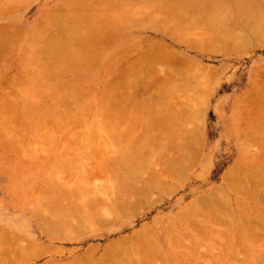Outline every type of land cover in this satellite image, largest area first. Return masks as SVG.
I'll return each instance as SVG.
<instances>
[{
	"label": "rangeland",
	"instance_id": "1",
	"mask_svg": "<svg viewBox=\"0 0 264 264\" xmlns=\"http://www.w3.org/2000/svg\"><path fill=\"white\" fill-rule=\"evenodd\" d=\"M60 1L61 3H63L62 0H0V3H2L1 5L2 8L7 9L6 6L11 7L10 9L7 10V12L9 11V13H5V14L0 13V16L6 15L5 18L0 19L1 24L8 22L11 24V26L18 27L20 29L18 30L19 32L17 31V29H13L16 30V32L13 31L14 34H11L10 40L13 41V45L9 49L10 60L8 59L9 61H4V60L0 61V116L4 115L3 113L5 111H7V113H9L8 111L11 112L12 109H14V112L16 111L14 117L12 113H11L12 115L8 114L9 116H11V118L12 117L14 118L12 123L13 124L12 126L14 128V131L12 130L13 133L11 132L10 128L8 129L9 131H7V128L10 126L8 121L11 118H9V116L7 115L9 119H7L6 117L7 120L6 125H3L4 124L3 121H5V117L3 121L0 120L1 123L0 134L3 132L0 137V242L2 240L3 241L12 240L13 242L11 243L9 241L10 243L8 245L6 244L7 243L6 242L5 244L8 247L7 246L5 247L12 248L9 250H12L13 252H15L16 249L20 248V245H24L27 247V245H25L27 240L29 241L31 240V242H35L36 245L40 243L39 247L41 246L40 247L41 251L37 250L39 256H37L38 254L36 253L32 254L34 253V249H31L33 252L31 253L30 251V253L32 254L31 256H33L34 258L31 257V259H23V261L25 260V262H23L24 264H45V263L48 264L49 262L51 264V261L53 262L52 264L55 263L75 264L77 263L76 261H78V264H83L81 259L80 260L77 259H79V257L83 255L87 250L93 251V253L89 251L92 257L90 256L91 258L89 260L87 261L85 260L89 264H117L111 262L107 263L108 261L105 263H101L100 260L103 262V258L105 257L104 252H106L105 251L106 248L107 251L114 250L113 252H115V250L117 248L119 250L120 247H121L120 250L124 248L123 249L124 255L122 256L123 258L121 256H117V257L122 258L124 264L125 263L127 264L128 262L129 264H136V263L137 264H142V263L143 264H186V263L188 264L190 260L192 261L191 258L194 259L196 258L195 259L196 261L195 260L192 262L190 261V264H194V263L195 264H254V260L253 259L248 260V257L254 254L255 252L258 253V251H260L262 247L260 248L258 246L255 248H248L247 250H245L246 248L244 246L246 245H243L242 243L240 245L235 244L238 241V239L235 236L239 238H241V236L236 234L235 236H233L231 234H228L227 232V235L228 236L231 235L232 237L228 238L225 237L224 235H222L223 236L222 237L221 234H224V232L226 234L227 228L225 226H229L228 219L227 217H224L223 218L225 219L224 221H221L219 223L215 222V224H213L214 221L213 222L210 221L211 218L210 210L213 211V214L215 213L214 211L216 210H214L215 208L213 209L212 207L213 206L215 207L214 204L216 203H211L212 202L210 201L211 199H208L209 198L208 193L212 189V187L217 186L219 189H221V194L223 193L225 197L228 198L230 202V206H232L231 200L233 199L243 197L244 198L243 200L245 201V198L246 199L249 198V193L252 192L249 189L251 188L253 190V186H254L251 185L252 187L249 188L248 187L249 184H253L254 181H257L260 178H264V160H263L264 140H262L264 139L262 138L264 137V109L263 112L261 109L252 111L253 113L256 112L258 113L253 115V116L256 115L258 116L260 121L257 119L258 120L257 122L255 121V118L253 116L252 117L254 119H252L251 116L247 114L248 111H250V110L247 111V109L251 105L249 104V101L248 104H247V100L244 99L236 101L237 98H239L240 96L242 97V93L244 90H246L249 86L254 88L256 84V86H258L259 89L257 88L256 93H254L255 96L257 95V97L254 96L253 98L256 99L259 97L256 100L261 101L260 105L261 104L264 105V92H262V90L264 89L263 86L264 81L262 80L264 79L263 78L264 70H262L264 69V44L262 43L264 42V37H263L264 35L260 34L262 32L261 29L264 30V28L261 27L260 29L259 28L260 26H258V29L261 31L258 37H257L258 33L257 34L255 33L256 34L255 36V34H253V31L251 33L250 30L252 29V27L257 25V23L260 25L261 21L264 19V16H262L264 13V7H262L261 5V7L263 8L261 10L262 11L261 15L260 14L255 15V16L260 15L261 17H263L261 18L262 20L260 22H257L258 18L260 17L255 18L254 12H251L255 6L250 3L254 7H251L250 9L249 8L246 9L245 8L246 2L245 4L243 2L241 6L242 7L241 11L243 13V10H246V12H244L241 15L238 14L237 16L236 13L238 12L234 13L233 16H229V17L227 16V18L231 17L229 19L231 22L233 17L232 24L236 26V27L234 26L235 29L232 28L229 29L231 26L227 27L228 26L227 25L226 27H222L221 23H220L221 27L217 25L219 23V22L217 23V20L220 19L221 16L224 14L218 16V14L215 15V13L214 14L211 13L212 15H210L209 18L215 16L214 18L215 20L217 19L216 17H220L215 21L216 25L215 23L210 22V24H208L207 27V25H204L202 23V20L203 22L206 21L207 15L209 16V14H206L207 13L206 9L209 10L210 7H212V4L211 6H209L208 4H204V5L201 4L207 3L208 0L205 1L185 0L184 3L177 2L176 0H174L173 3L172 2L167 3L168 7H165L166 4L160 3V2H164L165 0L164 1L163 0H121V1L115 0L111 4V5L115 4L114 6L115 9L113 10L111 8L112 11L110 10V8L109 10H107L108 5L110 6V2H109L110 0L109 1L107 0L108 2L107 7L105 5L106 0H101L104 3L99 2L100 6L99 5L96 6L95 4L96 1H94L95 8H92L93 10H91V7H93L94 5H90V3L93 4L92 2L87 0L88 2H90L89 3V5L91 6L90 7L88 6L87 1L83 0L85 3H87L86 4L87 8H85V5H83L85 3H83V1L81 0H78L87 10V13H88V7H90L89 14H91V18L89 17L90 15H88V17L83 15L82 17H86V19L83 18L84 21L82 19L83 22L80 21L81 23L76 18L80 17V13L82 11L81 9H83L84 12H86L85 9L76 8V10L74 9V11L76 12H72V10L71 11L69 10L71 8L70 6L72 3H70V6L68 5L65 6V4L68 3L60 4ZM78 1L76 0V2ZM169 1L172 0H168V2ZM58 4H60L59 7L63 5V7L65 6L66 8L63 11V7H61L62 13L65 12L66 15L67 14L71 15L70 13H72V15L74 14L73 18H75V15L77 14L79 15V17H77L76 15V18L74 20L73 18H69L72 15L67 16L68 20L69 21L71 20L69 22L66 19V21H68L67 23L66 21H64L66 17L65 13L63 15V18H62V14L61 17L58 16L61 13V11L59 12L58 10L59 7L58 8L56 7L58 6ZM170 4H174V5H170ZM189 4L190 5L192 4V6H195L196 4L197 9H201L200 7H198L200 5L204 7L201 10H195V11L193 10L192 13L189 11L188 14L190 17H188V20H186L187 18L184 16L185 14L183 12H186L189 9ZM248 4L249 3H247V6ZM118 5H120L121 8ZM233 5L234 4L230 3V6L228 8L230 7L233 8ZM77 6L78 4L75 7ZM53 7L54 10L52 11ZM261 7H259L258 9H261ZM96 8L98 12L95 11ZM55 9H57V11ZM71 9H73V7ZM172 9L174 13H172L173 15H170L171 13H169V10L172 11ZM48 10L50 11V13L56 11L55 13L57 14V17L56 16L53 17V14L55 13L49 14L48 12H46ZM78 10H80L79 11L80 13L77 12ZM175 11L177 13H175ZM200 11H203V13ZM179 12L184 15L183 16L180 15ZM47 13L53 18L48 17ZM190 13L192 14V16L193 15L195 16L194 20H193L194 16L192 17ZM84 14L87 15L86 13ZM244 14L245 16H248L253 20L255 18L256 19L255 21L257 23L251 20V22L253 21L254 25L251 23L253 26L250 27V24H247V21L249 19L246 21L245 18L244 20V16H243ZM41 15L45 16V20L42 19V17L44 16L41 17ZM103 15L106 18H104ZM239 15L241 17L240 21L241 20L244 21L239 22L238 20ZM166 16L169 17L173 16V19L178 18L180 20L182 17H184L182 19H184V21L187 22H180L178 21V19H176L177 21H175L176 22L175 24H178L179 27L177 25H174L173 27L172 24L174 23V20L169 19L168 17L166 20ZM40 17L41 20L43 21V24L45 22L44 28L42 26L43 24L41 25L42 21L39 20ZM59 17L60 19L62 18L61 19L62 22H60ZM46 18L48 21L46 20ZM189 18L192 19L190 20L193 23L191 21H190L191 23L188 22ZM196 18H198V20L201 21L197 22ZM72 20L75 21L77 25L72 23ZM168 20L170 21L173 20V21L171 23ZM211 20L214 21L213 18L209 19V21ZM97 21L99 23H97ZM86 22H88L87 26L89 27L90 25L91 28L90 27L85 28L86 33L83 30L84 28H82L81 31L83 33H81V31L77 29V26H80L81 24L80 27H86L85 26ZM231 22L229 23V25H231ZM244 22L247 25H249L247 26V28H244L246 27V24L245 26L243 24ZM60 23H62V26H60ZM207 23L209 22L206 21V24ZM38 24L42 26V29L40 28L41 26H39ZM52 24L55 26H53ZM64 24L65 27H63ZM69 24L71 25L74 24L73 25L75 27L74 31L75 32L80 31L78 33H81L78 36L75 35L77 34V32L75 33L73 31L72 34L75 33L73 36H75L76 39L74 37H73L74 39L71 37L78 44L77 49H79L80 51L75 49L78 52L72 50L73 49L72 46L74 45H72L71 43L73 41H69L71 40L70 35L68 36L69 39L67 35H65V33L68 34L69 32L67 30H70L68 26L73 27ZM211 24L214 25L212 26ZM56 25L60 28L56 27ZM52 26L56 27V29L53 28ZM171 26L173 27L172 29ZM209 26L212 27L209 28ZM47 27L48 29H46ZM50 27L53 28L54 31H51V29H49ZM256 27L257 26L254 27L255 28L254 30H256ZM57 28L59 32L58 34L54 35V33H57L58 31ZM223 28H226L227 30H229V32L234 30L235 33L237 34L236 35L234 33L235 36H238V34L240 33L237 39H239V37H242L244 39V37L241 36V33H243L242 31H244V34L246 36L245 38H247L248 36L252 40L251 44L250 43L248 45L245 44V46L246 45L248 46V47L246 46L247 48L243 46L239 47L241 46V44L246 43L247 41L245 42L244 39L243 43L240 44L239 42V44H237L238 42L236 41V39H233L236 37H233L234 35L231 33L228 34V31L227 32L224 31L223 33ZM71 29L73 30L74 28ZM239 29H241L242 31H240ZM43 30L45 31L44 34H43ZM71 31L69 32V34H71ZM50 34H53V36L57 38L56 41L58 40L60 41V38L63 39L62 36H64V39L62 40L63 42L62 43L60 42L61 45H57L59 48L60 46L63 47L64 45L65 48L67 49L66 47L68 44L67 41H69V43H71V45L69 44L70 45L69 48L72 49H70V51L69 50L67 51L66 49H64V47H63L64 50L61 47V50L63 51L57 49L55 47L56 46L55 41L53 40L55 37L52 38L51 37L52 35ZM225 34H228L226 35L227 37L225 36L227 39L229 38L228 37L229 35L230 36L232 35L230 37L231 40L233 42L234 41L237 42L236 44L234 43V45L235 46L239 45L236 46V49H234L235 47L233 48L234 45L232 44L233 43L232 41L221 40L223 39V35ZM252 34L253 36H251ZM212 35H215L217 37L216 39V37L214 36L215 40H219L216 41V43L221 46V49L216 48L217 50H215L214 45L216 44L215 42H213L214 43L213 44L211 41ZM260 36L261 38H259ZM45 38H47V41H45L46 40ZM226 38L225 40H227ZM48 39L49 40L51 39L50 41L52 40L54 41L53 48H52L53 45L52 46L50 45L51 42H49ZM257 39L258 40L261 39V43H258ZM59 41L56 43L60 44ZM65 41L67 44L65 43ZM230 42L231 45L233 46L230 47L229 45L228 47L227 45H225V44H230ZM102 43L104 44V46L102 45ZM207 44H211L212 46H214L213 47L214 51L207 50L205 48L207 47ZM44 45L47 50L46 49L44 50ZM101 45L103 48L102 52H100ZM224 45H225V49H224ZM81 46H84L83 50L80 49ZM229 48H231V52H229ZM40 49L43 50L44 53H42L43 51L41 52ZM151 49H153V51L155 50L154 52H156L157 56L159 55L158 57L159 61L153 62V64L151 61V54L154 52L150 51ZM39 51L41 55H39ZM144 53L146 55L149 53L147 55L150 57V58L148 57L149 61H144L146 57L143 56ZM140 56L141 57L143 56L144 58L141 59ZM33 57L34 58L37 57L38 59L39 57L40 59L42 58V62L40 59L39 60L36 59L34 61V63L36 64L41 62L39 63L40 66L42 65L41 67L39 66L36 67V65L34 64L31 65V61L34 60ZM166 58H167V62L165 63ZM177 58L180 59L183 58V59L179 60ZM54 61H57L58 64H56L57 62ZM60 61L61 63H59ZM139 62L142 63L141 65L144 64V66L138 64ZM170 62L172 64L173 63L176 64V62L178 63V65L181 64L179 65V67L177 66V69H179V71L176 74H174L176 71L170 72L172 74L168 72L169 66L171 65ZM75 63L76 65L79 64L78 66L79 69L81 68L82 69L75 70V68H78L75 67L76 66ZM146 63L149 65H147ZM80 64H81V68H80ZM130 65L136 67L135 69H137L138 67L139 68L138 71H140L141 69V71L138 72L139 74H137V70L135 71V69L134 71L136 73L132 72L131 74V71L133 70L129 69L132 68ZM136 65H140V66H136ZM149 66H151L152 69ZM27 68L32 71L33 76L31 74L29 75L26 74L27 73L26 71H28ZM33 68H35L37 71ZM159 68L161 69L159 70ZM180 69L182 70L180 71ZM31 71H28V73H31ZM43 71L45 74L48 73L51 76V77L49 76L50 80L47 82L49 84V89H53L51 94H54V91H56L58 96L65 95V91L64 90L61 91V89L57 87V83L61 81L67 83V84L62 83V85H64L63 87L64 88L66 87L68 91H72L73 98L75 97L74 99L78 100L79 102V105H77L79 110L77 111L78 108L75 106L76 104H78V102H76L74 107H76L77 109L75 108L76 110L69 117L71 121H68L66 125L67 127L66 126L63 127L64 130L70 127L68 130L63 131L62 129H59L58 127L60 120L59 118L57 120L55 119V121L58 122V125H56L54 121H49L55 116L52 117L51 119H48L47 122L45 121L47 120L48 117L44 121L45 116H47L45 114H43L45 115L44 117H41L42 115L39 116L36 114L37 117L29 116L30 118L28 117L26 118L25 116L23 117L24 119H22V116L24 115L23 113L21 116V113L24 112V111L21 112V107H23L22 103H24L25 101H27L28 103H34L35 100L33 95H36L35 93L34 94L28 93L31 95H27L23 91V89L27 88L30 84L36 82L37 80L43 79V74H44ZM122 71L123 72L126 71L124 76L122 75ZM165 71L168 72V74H170V76L168 75L169 77L165 75L166 74ZM259 73L260 74L262 73L263 77ZM161 74L165 76L167 80L165 79V77L163 78ZM44 76L47 77V75ZM254 78L257 79V82H253ZM260 78H262L261 79L262 81L260 80ZM39 87L43 88V86L40 85ZM70 95L72 96V94ZM104 95L106 97L105 101L109 98L108 101H106L107 106L104 104L103 106L101 104V98H102L101 96ZM101 106L103 107L102 112L105 113L104 116L102 115L101 112L102 110ZM74 107L72 108L74 109ZM105 107L107 108L104 109ZM22 110H24V108ZM244 111L247 112L245 113ZM43 112L47 113L46 111ZM7 113L5 112V114ZM74 114H78V117H74ZM175 114L176 116L174 118L173 115ZM171 116L174 119H172ZM79 117L81 119L79 120L83 122H81L82 124L80 123L78 125L77 122L79 120L77 118ZM74 118L76 120L73 121ZM249 118L252 119V121L249 120ZM103 121L105 122L107 121L106 124ZM256 122L257 125L255 124ZM7 123L9 124V126ZM252 123H254L256 126H254V124ZM101 124H103L102 125L103 128L101 127ZM80 125L82 126L80 127ZM12 126L10 127L12 128ZM87 126H89V128ZM95 127H97L98 129L96 130ZM49 129L50 132H48L47 134L45 130L49 131ZM94 129L95 131H97V133L98 131H100L99 129H101V133L103 130V133L104 134L106 133V135L102 133L103 136L98 135L99 136L98 137L96 135L97 133L96 134L94 133ZM170 129H172V131H170ZM5 130L7 132H5ZM60 130H62L64 134H62V131ZM166 130L170 131V134L168 131L167 133ZM89 131L91 132V134L94 133L93 137L91 136V138H93L92 141L95 142V139L96 140L98 139V144L97 141L96 143H91L92 141H86L88 140L87 138H89L88 137V135L90 134ZM51 132L53 136L51 135ZM164 132L167 133L169 136L166 135ZM161 133L164 134L166 137L164 138L163 135L162 138ZM247 133L252 138L247 136L248 135ZM250 133H252L253 135H251ZM115 134L117 135L119 134L121 137L118 135V138L121 139L116 140L117 136L116 138H113ZM193 134H195L194 138L196 139V141L194 138H192ZM34 135H36L35 136L36 138H34ZM48 135H51L52 137ZM85 136L87 138H85ZM159 136L161 137L159 138ZM31 137H33V139ZM49 137L50 140L46 142V140ZM245 137H248V139L250 138V140L247 139L246 141ZM23 138H27V139L22 140ZM99 138L105 139L107 144L105 141L101 139L99 140ZM122 138H124V140L126 138L127 141L126 142L124 141L122 143L121 142L123 141ZM186 138L187 139L192 138V140L194 139L193 141L190 139L192 142H195L193 143L195 145L191 144V146H195V147L198 146L196 148L193 147L194 150L195 149L197 150L195 152L193 150L194 154L192 157H190L191 159H193L192 161L189 158L187 159V157L186 159H183L184 157L181 158L182 160L179 157H175V155L176 156L180 155L178 154L179 152H176L177 148L179 147L178 145H176V143L177 144L182 143L183 141L186 140ZM113 139L114 141H112ZM242 139L244 141H242ZM100 141L102 143H100ZM116 141L121 142L123 151L121 150V146L119 142H117L118 148L120 147L119 149L117 148V146H114V144H112V142L116 143ZM103 142H105V144H103ZM161 142L163 144H161ZM171 142L172 143L176 142L174 145L176 148L171 146L172 145L170 144ZM96 147L97 150L99 149V152L94 151V149L96 150ZM103 147L105 149L104 151H101L103 150ZM135 147L139 149L138 150L133 149ZM246 147L247 149H245ZM155 148H157L158 150L162 148V151L161 150L158 151L157 149L154 150ZM118 150L120 152H118ZM121 152H123V154L119 155ZM256 152L257 153L261 152V154L259 155L258 153V156L255 157L254 155L256 154ZM135 153L139 154L137 155L138 157L136 156L137 158L135 157ZM150 154H152V156H150ZM161 154H163L165 158ZM167 154L169 156H167ZM171 155L174 156L175 158L172 157ZM148 157H151L153 159L152 164L150 163L151 158ZM162 157L163 160L161 159ZM254 157L256 159L255 160L256 162L254 161ZM158 158H160L162 161ZM171 158L173 160L174 159L176 160L173 161ZM136 160L138 161L136 162ZM140 160H142L140 163L141 166L137 164ZM177 161L178 163H176ZM180 161L183 163L186 162L187 163L183 164ZM253 161L255 163H253ZM115 162L116 163L118 162L117 165L119 164V162L121 163V166L119 164L120 168H118L119 166L115 165L116 164ZM112 163H114L116 167L113 166ZM157 163H159L160 165ZM247 163H249L248 166H250L251 168L247 167ZM170 164H172L173 169L171 168V166H169ZM237 164H239V166L238 168L235 167L236 170L234 169V171L236 172L239 171L240 173L241 170L239 168H243V170L245 169L242 176L244 178L243 180L246 181V182L244 181L245 182L244 186L248 188L247 189L244 187L245 189H247L246 192H243L244 188L241 189L240 193L238 192L241 196L237 195L238 193L236 192L239 187L235 191L236 193L232 192L234 190L231 191L232 188L231 187L229 188L228 186L229 184H227L228 179L226 178L227 181L223 179L224 173L229 172V170L233 169L232 167L237 166ZM251 164L252 166L254 165L253 166L255 167L254 169L251 166ZM256 164L258 165L257 166L258 169L256 168ZM123 165L126 166L123 167ZM126 167H128L129 170ZM115 168L117 169L115 170ZM158 168H161V170L167 169L166 170L167 173H165L164 171L162 173L160 169L158 171ZM119 170L121 171L119 172ZM122 170L124 172H122ZM243 170L241 172H243ZM157 171L162 176L159 175V173L158 176L156 174ZM129 172L130 173L134 172L135 174H130ZM119 173L122 178H120ZM127 173L130 174V178H131L130 180L132 181H127L129 179V178L127 179L125 176V174ZM233 173L230 172V175H232ZM114 174L116 178L113 176ZM129 174H127L128 177ZM167 174L172 177L168 176ZM123 175L125 176L126 180L123 179L124 178ZM154 175L156 177L161 176L160 179L162 178L161 179L162 182L160 183L161 185L157 184L159 185V188L158 186H156V188L153 189L154 186L149 187L150 185L148 184L151 181L150 179L155 177ZM238 175L239 174H237V176L235 177L237 178ZM231 177H233V175ZM117 179L119 180V182ZM123 180L124 182H122ZM147 180L150 181L148 182ZM240 180L241 183L244 184V182H242L243 181L242 177ZM116 182L118 183L119 186L121 184L123 185L129 182L131 188L129 187L128 184L129 189H127L126 192L125 188L127 185L125 184V187H123L124 185L123 186L121 185L122 187L118 188L117 190V185L115 184ZM166 182L169 184V186L165 185L167 184ZM232 183L230 184V186L232 185ZM142 184L143 186H145V187L142 186V188L145 189L149 187V189L147 188V190L150 191H149V195L144 199L143 203L141 202L143 205L141 204L138 206L139 209L137 208L135 209V211H128L130 214L128 215L127 212L126 214L128 216H126L125 214H123L124 216L120 214L117 215L116 217V215H113V213H108L107 215L106 211H108L109 208L112 207L117 202L115 199L118 198L117 200H119L120 196L122 195L126 196L128 191L131 189L134 190L135 188L139 189ZM260 184L264 185V183H260ZM133 185H135V187ZM263 185L262 188L264 190ZM50 186H52V189ZM115 186L117 191H121V192L123 191V193L125 191L126 193L120 194L118 192V194L116 193L117 195H115L114 193ZM160 186L162 187L160 188ZM235 186L237 185L235 184ZM260 186L259 188L261 190ZM53 187H57L55 188V190H58L59 197L60 194L64 195V197L62 196L60 198L59 202H58L59 199L57 200L56 198L57 195L54 196L55 194H52L54 192H56L57 194V191L53 192L54 190ZM83 187H85V189H83L84 191L80 190ZM78 189L80 191H77ZM109 191H111L112 193ZM254 191L255 190H253V192ZM130 192H133V190H131ZM119 194L120 196H118ZM52 195L56 198L57 201H54L55 199H53L54 197ZM102 195L104 196L102 197ZM97 196L100 200L99 203H97L98 198L97 199L95 198ZM106 196L107 197L109 196V198L105 199L107 198ZM202 197L205 200L203 199L200 200V198ZM149 198L151 201L149 200ZM88 199L92 200V202L91 200H89L91 203H95L96 201V204L94 205L95 206L97 205V207L95 208L99 209L101 207L102 210L99 211L95 209L93 204L91 205L92 208H88L91 207ZM197 199L200 201L203 200L202 202H205L207 199L208 201V202L206 201L208 203L207 206L206 205L203 206L202 204L198 205L197 203L200 204L201 202L196 201ZM109 200L111 202H109ZM51 201H53L52 206H54L55 210L58 213L56 211H51L53 215L50 216L51 209L48 210L46 206H48L47 204H49V202ZM85 201L86 202L88 201L89 203L88 202L86 203ZM193 201H196V207L189 212L186 206ZM43 206H45V209L42 208ZM32 208L34 209V211L35 208L41 210L43 209V210L42 212L41 210H38V212L36 211L38 214L36 213L31 214L32 213L31 210L33 211ZM51 208L52 210H54L53 207ZM205 208H207V211ZM227 208L225 207V209ZM63 210L66 211V214L71 212L69 214L72 215L69 216L73 218L74 217L77 218L75 221L74 220L75 218L72 220V218L69 217L70 218L69 220L73 222L72 223L73 226H75L74 223L76 224V222L79 221L81 225L80 229H82L81 230L82 232L79 231L76 232L81 234L77 233L76 234L77 236L74 234L75 236L73 235L74 237H72L71 234L74 232H69L70 228L69 230H67L69 227L68 222H67V229L66 228L65 229L66 231L71 233L70 238L68 237L69 236L68 232H66V234L68 233L67 235L68 238H65L66 234L65 235L63 234L64 233L62 230L63 228L62 229L59 228L60 230L58 229L57 226H59L60 223L64 220L63 219L62 221L59 220L60 221L59 223L58 221L54 220V218L56 217L54 214H59V216L63 218L62 214H65V212H62ZM80 211L82 214L80 213ZM94 211L95 212L99 211V213H95ZM102 211L105 212L106 216H104L105 218L104 217L102 218H104L103 220L106 223L102 221L100 222L102 223L101 225L99 222L95 220L96 218H94L98 216L97 215L94 216V215L100 214L101 216ZM192 211H194L193 212L194 214L192 213ZM92 212L95 214H93ZM108 212H110V210ZM221 212H223V214H226L225 210ZM44 214L48 215L49 218L47 219V217L44 216ZM213 214L212 216L214 217L215 214L214 215ZM82 215L86 219L83 218ZM181 215L183 216L181 217ZM86 216L91 217V220L89 222H85V220L90 219L89 217L87 219ZM39 217H41L40 220L37 219ZM50 217H52L51 219H53L52 222L55 223V225L54 224L52 225L54 226L53 228L55 229V226L57 228L53 231L55 232L56 230H58L56 232L59 233V234H53L54 232H52L50 234V232L52 231L51 228L50 232L48 233L50 234V236L54 235V237L52 238H49L47 236L48 234L45 235L47 233L46 230L41 228L42 223L47 222L48 225L52 224V222H50L51 220L47 221L50 219ZM92 217L94 219H92ZM171 217H172L171 219L172 225H170L171 220H168V218ZM54 221L58 222V224L56 225V222ZM202 221L204 222L206 221V223L208 221V226L215 229L213 232H216V230H218L219 234L217 233L215 235V233H213L212 231L210 234L203 233L205 229L207 230L208 226L206 223L205 226V224H203ZM210 222H212V224H210ZM82 224L83 226L86 227L85 231H84L85 227L83 228ZM48 225L45 226L46 229L47 227L49 228ZM61 225L59 227H61ZM77 225L79 224H76L77 228H75V230L79 229ZM211 225H213V227ZM65 226L62 225V227ZM40 228L41 230L42 229L45 230L46 233H44V231H41ZM72 229L73 227L71 228V231H73ZM146 229H151V231L150 230L148 231ZM182 230H184L185 235L182 234ZM234 230L235 228H233V231H231V233H235ZM60 231L62 232L63 236ZM144 231H146V233ZM169 232H171L172 234H170ZM180 232L182 234V237L180 236L181 234L179 235ZM12 233L17 234L18 236L15 234L13 235ZM176 234L179 235L178 238L179 240L183 239V237L185 236L184 239L187 241L182 243L183 241H185L183 239L180 240L182 241L180 243H182L185 246L184 249L188 248L189 246L190 248H193L189 250L191 252L189 253L191 254V256L192 254L197 255V257L199 258H197L194 255H193L194 257L188 256L187 254L188 252H186L187 256L186 254H182L184 252V249L182 248L183 245L181 244L182 247L180 248V243L178 245L179 247L173 244V242L177 244L178 241L177 236L176 238L174 236ZM3 235L7 238H4ZM133 235H134V240L136 242H134L133 240L132 237ZM11 236L12 237L14 236L13 237L14 239ZM151 236L152 238H150L151 239L150 241V239L148 238ZM171 236L173 239L175 238L174 240H176V242L171 239ZM137 237H139L142 240V242L140 241L138 242L139 238ZM142 237H144V239ZM123 238L125 240H123ZM147 239L150 242H152L153 240L155 241V242L153 241L152 243L148 242L149 246L153 244L152 245L153 249L151 247H148V245L146 246L147 249L150 250L151 248V251H153L151 253L147 251L149 254L146 253L145 251L146 249L144 250V248L146 247L143 246L144 242L145 244H147L146 243V241H148ZM260 240L264 241V238L261 237ZM113 241H115L116 243ZM119 243L122 244L120 245ZM139 243L143 244L142 247ZM263 245L264 244H262V246ZM108 246H110V248H108ZM175 246H177L179 249L175 248ZM1 247L3 248L4 252L7 254L8 249H5L4 245H1ZM130 247H132L133 249ZM195 247L197 249H195ZM134 248H137L135 250V252L137 253L133 251ZM139 248L141 253L139 251ZM142 250L144 251V253L142 252ZM192 250L194 251V253L192 252ZM18 251H20V249H18ZM123 251H120V253L122 254ZM126 251H128L129 253ZM127 253L132 255L131 257L133 260L128 259L131 257L130 255H127ZM145 253L150 257L151 260L147 257ZM15 254L17 255L18 252ZM117 254L120 255L119 253ZM180 255L181 256L184 255V257L182 256L181 258H178L180 257ZM126 256L129 257L126 258ZM10 258H11V253H10ZM187 258L190 260L187 261ZM184 260H186L187 262ZM132 261L133 263H131ZM18 262L16 264H21L20 261ZM120 262H122V260ZM120 262L119 264H122ZM0 263L3 264L2 261Z\"/></svg>",
	"mask_w": 264,
	"mask_h": 264
},
{
	"label": "bare ground",
	"instance_id": "2",
	"mask_svg": "<svg viewBox=\"0 0 264 264\" xmlns=\"http://www.w3.org/2000/svg\"><path fill=\"white\" fill-rule=\"evenodd\" d=\"M62 1H63V3H68V4H65V6H67V5L70 6V3H72L70 7H71V8L73 7V9H71V8L69 9L70 11L72 10V12H76V11H74V9L76 10V8H78V9H79V8H80V9H81V8H84L83 5H85V8H87V7H86V6H87V5H86L87 3H88V6H90V5H94V1H96L95 4H96V6H97V5H99V2H101V3L103 2V1H101V0H100V1H99V0H92V1L89 0L90 2L93 3V4H91V3L88 2L87 0H85V1H87V3H85L83 0H81V1H83V3H85V4L82 5V3H80L78 0H77L78 2H76V0H62ZM74 1H75V2H74ZM108 1H109V0H108ZM113 1H115V0H110V1H109V2H110V6L108 5L107 0L105 1V5H106V7H107V5H108V9H107V10H109V8H110V10H111V8H112L113 10L115 9V7H114L115 4H114V5H111ZM120 1H121V0H120ZM177 1H178V0H177ZM97 2H98V3H97ZM106 2H107V3H106ZM173 2H174V0H172V3H173ZM243 2H244V4H245V2H246V7H245L246 9H248V8L250 9L251 7H254V6H255V7L253 8L254 11H253V9H252V11H251V12H254V16H255L256 14H260V15H261V13H262L261 10L263 9L262 7H264V0H208L207 3H203V4H201V5L208 4L209 6H211V4H212V7H210L209 10L206 9V11H207L206 14H209V16L207 15V19H206V21H208L209 23L206 24V21L203 22V20H202V23H203L204 25H207V27H208V24H210V22L215 23V21H216L218 18H220V17H216L217 19L214 20L215 16L209 18L210 15H212V14L215 13V15L218 14V16H219V15L221 16L222 14H224V15L221 16L220 19L217 20V23L219 22L217 25H218L219 27H221V26H222V27H226V26L228 25L227 27L231 26L229 29H231V28H232V29H235L236 26L232 24V22H233V17H232V22H231V21L229 20L231 17H230V18H227V16H228V17H229V16H233L234 13H236V12H238V13H236V16H237L238 14L241 15V14H243L244 12H246V10H243V13H242V11H241V10H242V7H241V6H242V3H243ZM4 3H5V2H4ZM63 3H61V1H60V4H63ZM74 3H75V6H76L77 4H78V6L75 7V6H74ZM89 3H90V5H89ZM103 3H104V2H103ZM224 3H225L227 6H226ZM227 3H229V4H227ZM230 3H231V4H234V5H233V8H231V7L228 8V7L230 6ZM247 3H249L248 6H247ZM250 3L253 4L254 6L251 5ZM60 4H58V6H56V7L58 8V7L60 6ZM80 4H81L82 6H81ZM163 4H166V3L163 2ZM217 4H218V5H217ZM256 4H258V5H256ZM259 4H260V5H259ZM1 5H2V3H0V13H1V14L9 13V11L7 12V10L10 9L11 7L6 6L7 9H4V8L1 7ZM120 5H121V4H120ZM120 5H118V6L120 7ZM170 5H174V4H170ZM199 5H200V4H199ZM201 5H200V6L197 5V6L200 7V8L202 9L204 6L202 7ZM220 5H221V6H220ZM249 5H250V7H249ZM261 5H262V7H261ZM65 6H64V7H63V5L61 6V7H63V11L66 9ZM99 6H100V5H99ZM112 6H113L114 8H113ZM162 6H163V5H162ZM243 6H245V5H243ZM258 6L261 7V9H258V8H259ZM61 7L58 8L59 12L62 10ZM90 7H91V6H90ZM90 7H88V13H87V10H86L85 8H84V9H85L86 12H84V10L81 9L82 11H81V13H80V12H79L80 10H78L77 12L80 13V17H81V18H80L79 15H77V14H76L77 17H79V18H76V15H75V18L78 19L79 22H80V21L83 22L84 19H86V17H88V15H90L89 17L91 18V14H89V13H90V11H89V8H90ZM119 7H118V8H119ZM165 7H168L167 4H166ZM92 8H95V5H94L93 7H91V10H93ZM120 8H121V7H120ZM208 8H209V7H208ZM201 9H197V8H196V4H195V6H192V4H191V5L189 4V9H188L186 12H183L185 15H184V14H181L180 12H179V13H180V15H182V16L184 15V16L187 18L186 20H188V17H190L189 14H188L189 11L192 13L193 10L195 11V10H201ZM53 10H54V7H53L52 11H53ZM55 10L57 11V9H55ZM170 10H171V9H170ZM170 10H169V13H171L170 15H173V14H172V13H174L173 9H172V11H170ZM56 11H54V12H52V13H55ZM66 11H68V10H66ZM70 11H69V12H70ZM95 11L98 12L97 8H96ZM111 11H112V10H111ZM46 12H48L49 14H52V13H50L49 10L46 11ZM59 12H58V14H59ZM82 12L86 13L87 15H85V14L82 13ZM200 12L203 13V11H200ZM48 13H47V14H48ZM64 13H65V12H64ZM64 13H62V11H61V13H60L58 16L61 17V14H62V18H63ZM175 13H177V12L175 11ZM191 13H190V15L192 16ZM202 13H201V15H202ZM211 13H212V14H211ZM219 13H221V14H219ZM49 14H48V17H50V18H53V17H55V16L57 17V14H56V13L53 14V17L50 16ZM70 14L72 15V13H70ZM81 14H82V15H81ZM65 15H66V13H65ZM71 15L67 14L66 17L64 16V17H65V20H64V19H63V20H64V21H66V19L68 20L67 16H71ZM73 15H74V14H73ZM73 15H72L71 17H69V18H73ZM83 15L86 16V17H82ZM170 15H169V16H170ZM180 15H179V17H180ZM201 15H200V16H201ZM240 15L238 16V17H239V19H238L239 22L244 21L245 18H246V21L249 19V20H248L249 22L247 21V24H250V27L254 25V24H253V21L256 20L255 18L260 17V18H258V21H257V22H260V21L262 20L261 18H263V17H261L260 15H257V16H255V18H254V20H253L252 18H250V17H248V16H245V14H244V15H243V16H244V20H241V21H240V18H241ZM5 16H6V15H1L0 17H2V18H0V19L5 18ZM42 16H44V15H41V17H42ZM101 16H102V15H101ZM103 16H104V15H103ZM169 16H166V20H167V17H168L169 19H173V16H172V17H169ZM193 16H194V15H193ZM193 16H192V17H193ZM196 16H197V15H196ZM205 16H206V15H205ZM205 16H203V17H205ZM262 16H264V13H263ZM8 17H9V16H8ZM41 17H40L39 20H41ZM48 17H47V18H48ZM60 17H59V19H60ZM175 17H176V16H175ZM222 17H223L224 19H223ZM38 18H39V17H38ZM47 18H46V20H47ZM62 18H61V19H62ZM75 18H73V19L75 20ZM83 18H84V19H83ZM104 18H106V17L104 16ZM182 18H184V17H182ZM182 18H181V20L178 19V18H176V19H178V21H180V22H187V21H184V19H182ZM194 18H195V16L193 17V20H194ZM212 18H213L214 21H212V20L209 21V19H212ZM42 19L45 20V16L42 17ZM48 19H49V18H48ZM61 19H60V22H62ZM82 19H83V21H82ZM176 19H173V20H174V23L172 24L173 27H174V25H177V26H178V24H175V23H176L175 21H177ZM190 19H191V18H189V21H188L189 23L192 22V21H191L192 19H191V20H190ZM203 19H204V18H203ZM236 19H237V18H236ZM242 19H243V17H242ZM39 20H38V21H39ZM173 20H171V21L168 20V21H170V22L172 23ZM182 20H183V21H182ZM204 20H205V19H204ZM251 20H253V21L251 22ZM263 20H264V19H263ZM263 20L261 21L260 25L255 21V22L257 23V25H255V26H257V27H256V30H257V31L254 30V29H255V28H254L255 26L252 27L253 30L250 29V30H251V33H252V31H253V34H255V33L257 34V33H258L257 37L259 36V33H260L261 31H262V32H261L260 34H263V35H264V32H263L264 30L261 29V27L264 28V26H263V25H264V24H263L264 21H263ZM0 21H1V20H0ZM41 21H42V20H41ZM41 21H40V23H41ZM47 21H48V20H47ZM51 21H52V19H51ZM51 21H50V22H51ZM64 21H63V22H64ZM68 21H69V20H68ZM68 21H66V22L68 23ZM70 21H71V20H70ZM70 21H69V22H70ZM89 21H91V20H89ZM190 21H191V22H190ZM196 21H197V22H200L201 20L199 21L198 18H196ZM246 21H245V22H246ZM66 22H65V24H66ZM81 22H80V23H81ZM102 22H103V21H102ZM230 22H231V25H229ZM236 22H237V21H236ZM236 22H235V23H236ZM245 22L243 23L244 26H245V24H246ZM255 22H254V23H255ZM38 23H39V22H38ZM72 23L76 24V22L73 21V20H72ZM87 23H88V22L85 23V24H86V25H85L86 27H80V26H81V24H80V26H77V29L81 31L82 28H84L83 30H84L85 33H86L85 28L88 27V26H87ZM97 23H99V22L97 21ZM167 23H168V22H167ZM177 23H178V22H177ZM192 23H193V22H192ZM220 23H221L222 25H221ZM251 23H252L253 25H252ZM42 24H43V21H42L41 25H42ZM44 24H45V22H44ZM44 24L42 25L43 28L45 27ZM65 24L63 25V27H65ZM74 24H72V25L69 24V25L73 26ZM186 24H187V23H186ZM223 24H224V25H223ZM225 24H226V25H225ZM236 24H237V23H236ZM240 24H241V23H240ZM243 24H242V25H243ZM247 24H246V27H244V28H247V26H249V25H247ZM0 25H2V26H0V61H3V60H4V61H9V60H10V57H9V49H10V48L12 47V45H13V41L10 40V39H11V34H14V32H16V30H13V29H17V31L20 30V29H19L18 27L11 26V24L8 23V22H7V23H4V24H1V22H0ZM9 25H10L11 27H10ZM36 25H37V24H36ZM38 25L41 26L40 24H38ZM52 25H53V24H52ZM76 25H77V24H76ZM96 25H97V24H96ZM96 25H95V26H96ZM211 25L213 26L214 24H211ZM215 25H216V23H215ZM220 25H221V26H220ZM42 26L40 27L41 29H42ZM53 26H55V25H53ZM53 26H52V27H53ZM60 26H62V23H60ZM67 26H68V25H67ZM67 26H66V27H67ZM97 26H98V25H97ZM106 26H107V24H106ZM212 26H211V27H212ZM234 26H235V27H234ZM258 26H260L259 28L261 29V31L258 29ZM56 27H58V26L56 25ZM56 27H53V28L56 29ZM89 27H90V25H89ZM89 27H88V28H89ZM92 27H93V25H92ZM173 27L171 26V29H172ZM178 27H179V26H178ZM211 27L209 26V28H211ZM216 27H217V26H216ZM250 27H248V28H250ZM53 28L50 27L49 29H51V31H54ZM58 28H60V27H58ZM58 28H57V30H58ZM68 28H70V30H67V31H69V32L72 30L71 28H74V29L71 31V34H69V32H68V34L65 33V35H67V37L70 35V38H71V37H72V38H73V37L75 38V36H73V35H74L76 32H77V34H75V35H78V36H79V34L83 33L82 31H81V33H78V32H80V31H76V32H75V31H74V30H75V27H74V26H73V27H69V26H68ZM68 28H67V29H68ZM80 28H81V29H80ZM90 28H91V27H90ZM97 28H98V27H97ZM101 28H102V27H101ZM104 28H105V27H104ZM237 28H238V26H237ZM41 29H40V30H41ZM46 29H48V27H47ZM101 30H102V29H101ZM239 30L242 31L241 29H239ZM258 30H259V31H258ZM13 31H14V32H13ZM51 31H50V32H51ZM55 31H56V30H55ZM73 31L75 32L74 34H72ZM109 31H110V30H109ZM224 31H226V32L228 31V34H229V33L233 34V35H234L233 37H236V38H233V37H232V38H233V39H236V41H237L238 43H237L236 41L233 42V41L231 40L230 37H231L232 35H231V36L229 35V36H228L229 38L227 39V38H226V37H227L226 35H228V34L223 35V39H224V40L221 39L222 41H232V42H233L232 44L234 45V43H235V44H236V43L239 44V42H240V44L243 43V40L245 39L244 41H245V42L247 41L246 43L241 44V46L236 45V46H239V47H242V46H243V47H246L249 43L251 44V42H252V40H251L248 36H247V38H245L246 36H245V34H244V31H242L243 33H241V36H243L244 39H243L242 37H239L240 40L237 39L238 36L240 35V33L238 34V36H235L236 33H235L234 30H233L234 32H233V31L229 32V30H227L226 28H223V33H224ZM236 31H237V29H236ZM240 31H239V32H240ZM248 31H249V29H248ZM18 32H19V31H18ZM21 32H22V31H21ZM39 32H40V31H39ZM44 32H45V31L43 30V34H44ZM58 32H59V30L57 31V33H54V35H55V34H58ZM226 32H225V33H226ZM51 33H52V32H51ZM234 33H235V34H234ZM249 33H250V32H249ZM253 34H252L251 36H253ZM256 34H255V36H256ZM50 35H52V36H51L52 38L55 37V36H53V34H50ZM236 35H237V34H236ZM263 35H262V36H263ZM36 36H37V35H36ZM38 36H39V35H38ZM44 36H45V35H44ZM44 36H43V37H44ZM60 36H61V35H60ZM60 36H59V38H60ZM107 36H108V35H107ZM214 36H215V35H212V36H211V41H212V43L215 42V44H216V45H214V46H215V50H217V49H219V48L221 49V46L218 45V44L216 43V41H219V40H215L214 38H215L216 36H215V37H214ZM225 36H226V37H225ZM62 37H63V39H64V36H62ZM67 37H66V38H67ZM76 37H77V36H76ZM212 37H213V39H212ZM263 37H264V36H263ZM36 38H37V37H36ZM55 38H56V37H55ZM55 38L53 39V40L55 41V44H56L55 47H56L57 49H59L60 51H63L64 49H66L64 45H63L64 49H63L62 46H60V48L57 46V45H61V43L63 42V41H62L63 39L60 38V41H59V40H58V41H59V43H60V42H61V43H60V44H57L56 42H58V41H56L57 38H56V39H55ZM72 38H71V40H69V41H73V42H71L72 45H74V46H72L73 49H72V48H69V46L71 45V43H69V41H67V43H68V44H67L66 41H65V43L67 44V46H66L67 49H66V50H67V51H68V50L70 51V49H72V50H74L75 52L80 51L79 49H77V48H78V47H77L78 44L75 42V40H73L74 38H73V39H72ZM225 38H226L227 40H225ZM259 38H261V36H260ZM37 39H38V38H37ZM45 39H46L45 41H47V38H45ZM68 39H69V37H68ZM68 39H67V40H68ZM75 39H76V38H75ZM216 39H217V37H216ZM241 39H242V40H241ZM43 40H44V39H43ZM50 40H51V39H50ZM50 40L48 39L49 42L53 43V44L50 43L51 46L53 45V46H52V48H53V47H54V41L52 40V41H53V42H52V41H50ZM205 40H207V39H205ZM213 40H214V41H213ZM238 40H239V41H238ZM255 40H256V39H255ZM45 41H44V42H45ZM241 41H242V42H241ZM257 41H258V43H261V39H259V40L257 39ZM257 41H255V42H257ZM41 42H42V41H41ZM45 43H46V42H45ZM65 43H64V44H65ZM74 43H76L77 45L74 44ZM262 43L264 44V42H262ZM40 44H41V43H40ZM69 44H70V45H69ZM213 44H214V43H213ZM245 44H247V45L245 46ZM75 45H76V47H75ZM102 45L104 46L103 43H102ZM102 45H101L100 52H102V49H103V48H102ZM225 45H227L228 47H229V45H230V47L233 46V45H231V42H230V44H225ZM225 45H224V49H225ZM51 46H50V47H51ZM214 46H212L211 44H207V47H205V46H204V47H205L207 50H210V51L212 50V51H214V50H213V49H214V48H213ZM219 46H220V47H219ZM236 46L234 45L233 48L235 47L234 49H236ZM61 47H62L63 50H61ZM79 47H80V45H79ZM83 47H84V46H81L80 49L83 50ZM208 47H209V48H208ZM247 47H248V46H247ZM247 47H246V48H247ZM216 48H217V49H216ZM233 48H232V51H233ZM237 48H238V47H237ZM42 49H43V48H42ZM45 49H46V48H45V45H44V50H45ZM57 49H56V50H57ZM75 49H77L78 51L75 50ZM86 49H87V48H86ZM86 49H85V50H86ZM226 49H227V47H226ZM40 50H41V49H40ZM46 50H47V49H46ZM82 50H81V51H82ZM161 50H162V49H161ZM42 51H43V50H41V52H42ZM57 51H58V50H57ZM150 51L154 52L155 50L153 51V49H151ZM152 52H151V53H152ZM229 52H231V48H229ZM234 52H235V50H234ZM42 53H44V51H43ZM151 53H150V54H151ZM154 53L156 54V52H154ZM154 53L151 54V61H152V64H153V62H157V61H159V58H158L159 55L157 56V54L155 55ZM160 53H161V52H160ZM148 54H149V53H148ZM148 54H147V55H148ZM153 54H154V55H153ZM167 54H168V53H167ZM39 55H41V54H40V51H39ZM147 55H146L145 53L143 54V56H146L145 59H144V61H149V58H150V57L147 56ZM152 55H153V56H152ZM34 56H35V55H34ZM143 56H142V57L140 56V58H141V59L144 58ZM148 57H149V58H148ZM170 57H171V56H170ZM175 57H176V56H175ZM5 58H6V59H5ZM162 58H163V56H162ZM162 58H161V59H162ZM8 59H9V60H8ZM33 59H34V60L31 61V65L34 64V65H36V67H38V66L41 67V66H42V65L40 66V64H39V63L42 62V58L40 59V57H39V59L41 60V62H39L38 64L34 63V61H35L36 59H38V58H37V57H36V58L33 57ZM39 59H38V60H39ZM168 59H169V56H168ZM177 59L181 60V59H183V58H181V59H180V58H177ZM38 60H37V61H38ZM170 60H171V59H170ZM185 61H186V60H185ZM185 61H184V62H185ZM54 62H57V61H54ZM135 62H136V61H135ZM140 62H141V61H140ZM140 62H139L138 64L141 65L142 63H140ZM161 62H162V61H161ZM166 62H167V58H166L165 63H166ZM171 62H172V61H171ZM171 62H170V63H171ZM174 62H175V61H174ZM177 62H178V61H177ZM177 62H176V64H174V63L172 64V63H171V65H170L171 67L169 66L170 71H169V69H168V72H169V73H170V72H175V71H176V72L174 73V74H176V73L179 71V69H177V66L179 67V65H181V64L178 65ZM59 63H61V61H60ZM132 63H133V62H132ZM149 63H150V62H149ZM54 64H55V63H54ZM56 64H58V62H57ZM146 64H147V63H146ZM150 64H151V63H150ZM187 64H188V63H187ZM75 65H76V63H75ZM134 65H135V64H134ZM140 65H136V66H140ZM147 65H149V64H147ZM72 66H73V65H72ZM78 66H79V64L76 65L75 67H78ZM82 66H83V65H82ZM130 66H131V65H130ZM141 66H144V64L141 65ZM151 66H153V65H151ZM151 66H149V67H151ZM154 66H155V65H154ZM83 67H84V66H83ZM125 67H126V66H125ZM131 67H132V68H129V69L133 70V71H131V74H132V72H133V73H136V72H135L136 70H137V74H139L138 72L141 71V69H140V71H138V69H139L138 67H137V69H135L136 67H133V65H132ZM175 67H176V68H175ZM73 68H74V67H73ZM80 68H81V64H80ZM85 68H86V66H85ZM85 68H83V69H85ZM156 68H157V67H156ZM182 68H183V67H182ZM33 69H35V68H33ZM76 69H77V70H81L82 68L79 69V67H78V68H75V70H76ZM134 69H135V71H134ZM151 69H152V67H151ZM160 69H161V68H159V70H160ZM174 69H175V70H174ZM176 69H177V70H176ZM27 70H28V71H31V70H29L28 68H27ZM35 70H36V69H35ZM123 70H124V69H123ZM126 70H127V69H126ZM162 70H163V69H162ZM181 70H182V69H180V71H181ZM262 70H264V69H262ZM28 71H26V72H27L26 74H28V75H29V74H31V75L33 74L32 71H31V73H28ZM36 71H37V70H36ZM118 71H119V70H118ZM163 71H164V70H163ZM166 71H167V69H166ZM166 71H165V72H166ZM39 72H41V71H39ZM152 72H153V71H152ZM158 72H159V71H158ZM168 72H166V74H165L166 76H168V75L170 76V74H172V73L168 74ZM261 72H262V71H261ZM43 73H44V71H43ZM123 73H124V74H123ZM125 73H126V71H125V72L122 71V75H123V76L125 75ZM24 74H25V73H24ZM24 74H23V75H24ZM120 74H121V73H120ZM162 74H163V73H162ZM162 74H161V75H162ZM259 74H260V73H259ZM44 75H47V77L44 76ZM159 75H160V74H159ZM260 75L262 76L263 74L261 73ZM32 76H33V75H32ZM49 76H50V74H48V73L45 74V73H44V74H43V79L37 80L36 82L30 84L27 88H24V89H23V91H24L27 95H31V94H34V93L36 94V95H33V96H34V100H35V102H34V103H28L27 101H25L24 103H22V104H23V105H22L23 107H21V112H22V111H24V112H22V113L19 112V113H21V116H22V114L24 113V115L22 116V119H24L23 117H25V116H26V118H27V117L30 118L29 116H32V117L35 116V117H37V115H39V116L42 115L41 117H44L45 115H47V116H45V119H44V121H45L46 118L48 117L47 120H46L45 122H47L48 119H51L52 117L55 116L54 118H52V119L49 120V121H54V122L56 123V125H58V122L55 121V119L57 120V119L59 118L60 120H59V126H58V127H59V129H62L63 131H65V130H68V129L70 128V127H69V128L67 129V128H66V127H67L66 125H67L68 121H71V119H70L69 117H70V116L74 113V111L78 108L77 105H79V102H78V100L74 99L75 97L73 98V92H72V91H68V89H67L66 87H65V88L63 87L64 85H62V83H64V82H61V81H59V82L57 83V87H58L59 89H61V91L64 90V91H65V95H64V96H58L57 93H56V91H54V94H51V92L53 91V89H49V84L47 83V82L50 80V79H49ZM54 76H55V75H54ZM157 76H158V75H157ZM169 76H168V77H169ZM172 76H173V75H172ZM257 76H258V75H257ZM257 76H256V78H257ZM261 76H260V77H261ZM263 76H264V75H263ZM263 76H262V77H263ZM22 77H23V76H22ZM34 77H35V76H34ZM44 77H45V78H44ZM50 77H51V76H50ZM162 77L164 78L165 76L162 75ZM24 78H25V77H24ZM47 78H48V79H47ZM121 78H122V77H121ZM158 78H159V77H158ZM256 78L253 79V82H257V79H256ZM263 78H264V77H263ZM45 79H47V80H45ZM165 79L167 80L166 77H165ZM170 79H171V78H170ZM261 79H262V78H260V80H261ZM262 80L264 81V79H262ZM262 80H261V81H262ZM55 81H57V80H55ZM60 82H61V83H60ZM54 83H55V82H54ZM258 83H259V82H258ZM64 84H67V83H64ZM262 84H263V83H262ZM39 85H40V86H43V88H42V87H39ZM61 85H62V86H61ZM116 85H117V84H116ZM263 86H264V85H263ZM159 87H160V86H159ZM260 87H261V86H260ZM63 88H64V89H63ZM257 88H258V86H256V84H255L254 88H252V87L249 86L246 90L243 91V93H242V97L240 96L239 98H237L236 101L241 100V99H244V100H247V104H248V101H249V104H251V105H250V106L248 107V109H247V111L250 110V111H248L247 114L250 115L252 119L255 118V121L258 122V120H259L258 116H257V115H256V116H253V115L256 114L257 112H256V113H253L252 111H254V110L256 111V110H260V109H261L262 112H263L264 105L261 104V105H262V106H261V105H260V102H261V101L256 100V99H258L259 97L256 98V99L253 98V97L255 96L254 93H256ZM65 89H66V90H65ZM258 89H259V88H258ZM69 90H70V89H69ZM263 90H264V89H263ZM263 90H262V92H264ZM259 91H260V90H259ZM71 92H72V93H71ZM28 93H31V94H28ZM69 93L72 94V96H71ZM44 94H46V95H44ZM102 94H103V93H102ZM262 95H263V94H262ZM101 97H102V98H101V104H102V105H103V104L106 105V101H108L109 98L105 101V99H106L105 95H104V96H101ZM255 97H257V95H256ZM20 99H21V98H20ZM23 99H24V98H23ZM25 99H27V98H25ZM75 100H76V101H75ZM244 100H243V101H244ZM104 101H105V103H104ZM74 102H75V103H74ZM76 102H78V104H76ZM240 102H241V101H240ZM75 104H76V105H75ZM74 105H75L77 108L74 107ZM104 105H103V106H104ZM106 106H107V105H106ZM247 106H248V105H247ZM72 107H74V109H73ZM101 107H102V106H101ZM23 108H24V110H22ZM75 108H76V109H75ZM106 108H107V107H105L104 109H106ZM241 108H242V107H241ZM101 109H102V110H101V112H102V111H103V107H102ZM78 110H79V108L77 109V111H78ZM198 110H199V109H198ZM43 111H46L47 113H44ZM104 111H105V110H104ZM247 111H244V112L246 113ZM5 112L7 113V111H5ZM5 112L3 113L4 115H1V116H0V118H1L0 120H2V121H3L4 117H5V121H3V123H4L3 125H6V122H7L6 117H7V119H9V118H11V116H9V115H12V114H13V117H14V114H16V111L14 112V109H12L11 112L8 111L9 113H7V114H5ZM41 112H42V113H41ZM242 112H243V111H242ZM11 113H12V114H11ZM200 113H201V112H200ZM250 113H252V114H250ZM8 114H9V115H8ZM25 114H26V115H25ZM36 114H37V115H36ZM43 114H45V115H43ZM104 114H105V113L102 112V115H103V116H104ZM201 114H202V113H201ZM257 114H258V113H257ZM259 114H260V112H259ZM7 115L9 116V118H8ZM19 115H20V114H19ZM49 115H50V116H49ZM52 115H53V116H52ZM75 115H76V116H75ZM102 115H101V116H102ZM180 115H181V114H180ZM182 115H183V114H182ZM39 116H38V117H39ZM82 116H83V115H82ZM82 116H80V117H82ZM173 116H174V118H175L176 114L173 115ZM199 116H200V114H199ZM252 116H253L254 118H253ZM2 117H3V118H2ZM13 117H12V118H13ZM74 117H78V114H74ZM80 117L77 118V119L79 120ZM12 118L9 119V121H12V122H9V121H8V123L10 124V126L13 125L12 123H13L14 118H13V119H12ZM83 118H84V117H83ZM171 118H172V116H171ZM174 118H172V119H174ZM53 119H54V120H53ZM105 119H106V117H105ZM200 119H201V118H200ZM252 119L249 118V120H251V121H252ZM257 119H258V120H257ZM74 120H76V119L74 118L73 121H74ZM80 120H81V119H80ZM80 120H79V121H80ZM186 120H187V119H186ZM186 120H185V121H186ZM79 121H78V122H79ZM196 121H199V120H196ZM196 121H195V122H196ZM255 121H254V122H255ZM259 121H260V120H259ZM45 122H44V123H45ZM78 122H77V124L79 125V124H80L81 122H83V121H80L79 123H78ZM103 122H105V121H103ZM106 122H107V121H106ZM106 122H105V124H106ZM181 122H182V120H181ZM181 122H180V123H181ZM190 122H191V121H190ZM200 122H201V121H200ZM200 122H199V123H200ZM257 122L255 123L256 125H257ZM8 123H7V124H8ZM73 123H75V122H73ZM176 123H179V122H176ZM176 123H174V124H176ZM0 124H1V123H0ZM9 124H8V126H9ZM81 124H82V123H81ZM105 124H104V125H105ZM252 124H254V123H252ZM255 124H254V126H256ZM3 125H2V126H3ZM44 125H45V124H44ZM70 125H71V124H70ZM78 125H77V126H78ZM102 125H103V124H101V127L103 128ZM0 126H1V125H0ZM10 126L7 128V131H9V130H8L9 128H10L11 132H12V130L14 131L13 126H12V128H11ZM64 126H66V127H65L66 129H65V130H64V128H63ZM81 126H82V125H80V127H81ZM197 126H198V125H197ZM249 126H250V123H249ZM6 127H7V126H6ZM47 127H48V126H47ZM61 127H62V128H61ZM87 127L89 128V126H87ZM171 127H173V126H171ZM84 128H85V127H84ZM88 128H87V129H88ZM99 128H100V126H99ZM243 128H244V127H243ZM253 128H254V127H253ZM95 129L97 130L98 128L95 127ZM95 129H94V133L96 134L97 131H95ZM180 129H181V128H180ZM251 129H252V126H251ZM62 130H60V131H62ZM99 130H100V131H98V133H97L96 135H97V136H98V135L103 136V135H102L103 130H102V133H101V129H99ZM7 131L5 130V132H7ZM45 131H46V133L48 134V132H50V129H49V131H48V130H45ZM63 131H62V134H64ZM167 131H168V130H166V132H167ZM170 131H172V129H170ZM170 131H168L169 134H170ZM243 131H244V129H243ZM89 132H90V131H89ZM99 132H100V134H99ZM105 132H106V131H105ZM161 132H162V131H161ZM168 132H167V133H168ZM241 132H242V131H241ZM246 132H247V131H246ZM2 133H3V132H2ZM2 133H1V134H2ZM12 133H13V132H12ZM86 133H87V132H86ZM94 133L91 134V132H90V134H89L90 136L88 135L89 138H87V137L85 136V138H87L88 140H86V139H85V140H86V141H92L93 138H91V136L93 137V134H94ZM127 133H128V132H127ZM164 133H165V132H164ZM167 133H165V134L168 135ZM174 133H175V132H174ZM174 133H173V135H174ZM197 133H198V132H197ZM244 133H245V132H244ZM1 134H0V137H1ZM103 134H104V133H103ZM247 134H248V133H247ZM250 134L253 135L252 133H250ZM51 135H52V132H51ZM51 135H48V136L52 137L53 135H52V136H51ZM85 135H86V134H85ZM104 135H106V133H105ZM118 135H119V134H118ZM118 135L115 134V136H114L113 138H116V136H117V139H116V140L121 139V138H118ZM163 135H164V134L161 133L162 138H163ZM173 135H172V137H173ZM245 135H246V134H245ZM35 136H36V135H34V138H36ZM119 136H120V135H119ZM141 136H142V135H141ZM161 136H159V138H160ZM168 136H169V135H168ZM170 136H171V135H170ZM194 136H195V134H193V137H192V138H194ZM247 136H249V134H248ZM50 137L46 140V142H48V141L50 140ZM66 137H67V136H66ZM98 137H99V136H98ZM120 137H121V136H120ZM165 137H166V136L164 135V138H165ZM241 137H242V136H241ZM249 137L252 138L251 136H249ZM31 138L33 139V137H31ZM31 138H30V139H31ZM95 138H96V137H95ZM192 138H188V139H189V140H190V139L192 140ZM196 138H197V137H196ZM245 138H246V141H247L248 137H245ZM250 138H249L248 140H250ZM262 138H264V137H262ZM1 139H2V138H1ZM25 139H27V138H23L22 140H25ZM32 139H31V140H32ZM100 139H101V138H99V140H100ZM133 139H136V138H133ZM148 139H149V138H148ZM188 139L186 138L185 141H183L182 143H179V144H177L176 142H174V143L171 142L170 144H172L171 146L174 147V148H176V147L174 146L175 143H176V145L179 146V147H178L179 149L177 148L176 152H179L178 154H180V155H177V156L175 155V157H179L180 159L183 158V157H184L183 159H186V157H187V159L189 158V159L192 161L193 159H191L190 157H192L193 154H194V152L197 150V149L194 150L193 147L196 148V147H198V146H196V147H195V146H191V144L195 143V142H192L195 138H194L192 141L190 140L192 143H191ZM243 139H244V138H243ZM243 139H242V141H244ZM28 140H29V138H28ZM37 140H38V139H37ZM101 140L105 141V139H103V138H102ZM122 140H123V141L120 140L122 143H123L124 141H125V142L127 141L126 138H125V140H124V138H122ZM131 140H132V139H131ZM162 140H163V139H162ZM165 140H166V139H165ZM256 140H257V139H256ZM262 140H264V139H262ZM34 141H35V139H34ZM96 141H97V144H98V139H97V140L95 139V142L92 141L91 143H96ZM112 141H114V139H113ZM120 141H116V143L112 142V144H114V146H117V148H118V144H117V142H119V143H120V146H121V142H120ZM128 141H129V140H128ZM133 141H135V140H133ZM144 141H145V140H144ZM195 141H196V139H195ZM105 142H106V141H105ZM105 142H103V144H105ZM157 142H158V141H157ZM157 142H156V143H157ZM249 142H250V141H249ZM249 142H247V143H249ZM255 142H257V141H255ZM100 143H102V142L100 141ZM144 143H145V142H144ZM152 143H153V140H152ZM244 143H245V142H244ZM257 143H259V142H257ZM262 143H263V142H262ZM262 143H261V144H262ZM106 144H107V142H106ZM161 144H163V143L161 142ZM165 144H166V142H165ZM263 144H264V143H263ZM139 145H140V144H139ZM193 145H195V144H193ZM196 145H197V143H196ZM157 146H158V145H157ZM161 146H162V145H161ZM168 146H169V145H168ZM168 146H167V147H168ZM263 146H264V145H263ZM101 147H102V146H101ZM104 147H105V146H104ZM104 147H103V150H101V151H104V149L106 148V147H105V148H104ZM108 147H109V146H108ZM140 147H141V146H140ZM150 147H151V146H150ZM98 148H99V147H98ZM119 148H120V147H119ZM119 148H118V149H119ZM131 148H132V147H131ZM163 148H164V147H163ZM260 148H261V147H260ZM263 148H264V147H263ZM133 149H137V147H135V148H133ZM138 149H139V148H138ZM138 149H137V150H138ZM156 149H157V148H155L154 150H156ZM167 149H168V148H167ZM245 149H247V147H246ZM121 150H122V146H121ZM150 150H151V149H150ZM152 150H153V149H152ZM157 150H158V149H157ZM160 150L162 151V148H160ZM160 150H158V151H160ZM163 150H164V149H163ZM193 150H194V152H193ZM89 151H91V150H89ZM94 151H98V152H99V149L97 150V147H96V150L94 149ZM122 151H123V150H122ZM158 151H157V153H158ZM166 151H167V150H166ZM171 151H172V150H171ZM248 151H249V150H248ZM256 151H257V150H256ZM258 151H259V150H258ZM98 152H97V153H98ZM118 152H120V151L118 150ZM118 152H117V153H118ZM135 152H136V151H135ZM155 152H156V151H155ZM262 152H263V151H262ZM94 153H95V152H94ZM100 153H101V152H100ZM125 153H126V152H125ZM125 153H124V154H125ZM139 153H140V152H139ZM250 153H251V152H250ZM254 153H255V152H254ZM254 153H252V154H254ZM258 153H259V155L261 154V152H258ZM258 153L256 152L257 155L255 154L254 156H255V157L258 156ZM121 154H123V152H121L119 155H121ZM127 154H128V152H127ZM140 154H141V153H140ZM152 154H153V153H152ZM152 154H150V156H152ZM163 154H164V153H163ZM163 154H161V155H163ZM196 154H197V153H196ZM252 154H251V155H252ZM103 155H104V154H103ZM137 155H139V154H136V153H135V157H136ZM165 155H166V153H165ZM129 156H130V155H129ZM131 156H132V155H131ZM144 156H145V154H144ZM144 156H143V157H144ZM167 156H169V155L167 154ZM171 156H172V155H171ZM245 156H246V155H245ZM137 157H138V156H137ZM137 157H136V158H137ZM163 157H164V155H163ZM163 157L161 158L162 160H163ZM172 157H174V156H172ZM175 157H174V158H175ZM246 157H247V156H246ZM255 157H254V161L256 160ZM115 158H116V157H115ZM133 158H134V156H133ZM133 158H132V159H133ZM148 158H151V157H148ZM153 158H154V156H153ZM156 158H157V157H156ZM164 158H165V157H164ZM196 158H197V157H196ZM262 158H263V156H262ZM139 159H140V156H139ZM158 159H160V158H158ZM161 159H160V160H161ZM166 159H167V158H166ZM169 159H170V158H169ZM171 159H172V158H171ZM194 159H195V156H194ZM260 159H261V157H260ZM260 159H259V160H260ZM119 160H120V159H119ZM152 160H153V159L151 158V162H150L151 164H152ZM162 160H161V161H162ZM172 160H173V159H172ZM175 160H176V159H174L173 161H175ZM181 160H182V159H181ZM263 160H264V158H263ZM115 161H116V159H115ZM137 161H138V160H136V162H137ZM141 161H142V160H140V161L137 163V164L140 165V166H141V164H140ZM146 161H147V159H146ZM154 161H155V160H154ZM164 161H166V160H164ZM168 161H169V160H168ZM184 161H185V160H184ZM186 161H188V160H186ZM254 161H253V163L256 162V161H255V162H254ZM112 162H113V161H112ZM159 162H160V161H159ZM171 162H172V161H171ZM180 162H181V161H180ZM180 162H179V163H180ZM241 162H242V161H241ZM101 163H102V162H101ZM115 163H116V162H115ZM117 163H118V162H117ZM117 163H116L115 165H117ZM123 163H124V162H123ZM125 163H126V162H125ZM164 163H166V162H164ZM176 163H178V161H177ZM181 163H183V162H181ZM186 163H187V162H186ZM186 163H183V164H186ZM188 163H189V162H188ZM251 163H252V162H251ZM112 164H113V166H115L114 163H112ZM112 164H110V165H112ZM119 164H120V166H121V163H120V162H119ZM119 164H118L117 166H119ZM144 164H145V163H144ZM146 164H147V163H146ZM157 164H159V163H157ZM248 164H249V163H247V167H250V166H248ZM103 165H104V163H103ZM105 165H106V163H105ZM138 165H137V166H138ZM159 165H160V164H159ZM120 166H119L118 168H120ZM124 166H126V165H123V167H124ZM127 166H128V165H127ZM140 166H139V168H140ZM151 166H153V165H151ZM169 166H171V168H172V164H170ZM173 166H174V165H173ZM238 166H239V164H237V166L232 167L233 169H231V170H233V171L229 170V172H225V173L223 172V173H224V175H223V179H225V181H227V179H228V183H227V184H229V185H228L229 188H230V187L232 188L231 191L234 190V191H232V192H235V191L237 190V188L239 187L238 190H237L236 192H237V193H238V192L240 193L242 188H244V187L247 188V187L244 186L246 181L243 180L244 178H243V176H242L243 173H244V170H245V169L243 170V168H239L241 171L243 170V172L240 171V173H239V171H237V172L234 171L235 167L238 168ZM251 166H252V164H251ZM253 166H254V165H253ZM253 166H252V167H253ZM257 166H258V165L256 164V168H257ZM110 167H112V166H110ZM115 167H116V166H115ZM147 167H148V166H147ZM147 167H146V168H147ZM154 167H155V166H154ZM163 167H164V166H163ZM113 168H114V167H113ZM126 168L128 169V167H126ZM143 168H144V167H143ZM143 168H142V169H143ZM149 168H150V167H149ZM175 168H176V167H175ZM250 168H251V167H250ZM254 168H255V167H253V169H254ZM116 169H117V168H115V170H116ZM122 169H123V168H122ZM124 169H125V168H124ZM153 169H154V168H153ZM156 169H157V168H156ZM159 169H160V171H162V173H163V171H164L165 173H167V172H166L167 169H165V170H161V168H158V171H159ZM162 169H163V168H162ZM172 169H173V168H172ZM257 169H258V168H257ZM115 170H112V171H115ZM128 170H129V169H128ZM128 170H127V171H128ZM130 170H131V169H130ZM235 170H236V169H235ZM120 171H121V170H119V172H120ZM131 171H132V170H131ZM158 171L156 172L157 175H158V173H159ZM172 171H173V170H172ZM176 171H177V170H176ZM122 172H124V171L122 170ZM154 172H155V171H154ZM180 172H181V171H180ZM230 172H232V173H233V172L236 173V174H234V173L232 174L233 177H234V179H233V177H231L232 175H230ZM129 173H130V172H129ZM129 173H127V174H129ZM151 173H152V172H151ZM165 173H164V174H165ZM169 173H170V172H169ZM171 173H172V172H171ZM175 173H176V172H175ZM241 173H242V174H241ZM127 174H125L126 178H127V179L129 178L127 181H132V180H130V179H131V178H130V174H135V173H134V172H133V173H130V174H129V177H128ZM154 174H155V173H154ZM164 174H163V175H164ZM173 174H174V173H173ZM173 174H172V175H173ZM181 174H182V173H181ZM237 174H239L238 177H237L238 179L235 177V176H237ZM240 174H241V175H240ZM116 175H117V174H116ZM150 175H153V174H150ZM159 175H161V174L159 173ZM159 175H158V176H159ZM167 175H168V174H167ZM174 175H175V174H174ZM174 175H173V176H174ZM113 176L115 177V174H114ZM119 176H120V173H119ZM125 176L123 175V177H124L123 179H124V180H126ZM154 176H155V175H154ZM158 176H157V177L155 176V177H153L152 179L149 178V179L151 180V181L149 180L150 182L147 180V181L149 182L148 185H150L149 187L154 186V187H153V189H154V188H156V186H158V188H159V185H157V184H160V183L162 182V181H161L162 178L160 179V177H161L162 175H161L160 177H158ZM168 176H170V175H168ZM178 176H179V174H178ZM184 176H185V175H184ZM229 176H230V177H229ZM114 177H113V178H114ZM150 177H152V176H150ZM163 177H164V176H163ZM170 177H172V176H170ZM175 177H176V176H175ZM239 177H240V178H239ZM241 177H242V180H243L242 182L245 181L244 184L241 183V180H240ZM115 178H116V177H115ZM120 178H122V177L120 176ZM120 178H119V180H120ZM226 178H227V179H226ZM231 178H232V179H231ZM235 178L237 179V182H236V179H235ZM163 179H164V178H163ZM176 179H177V178H176ZM117 180H118V179H117ZM119 180H118V182H119ZM124 180H123L122 182H124ZM144 180H145V178H144ZM232 180H233V181H232ZM234 180H235V181H234ZM259 180H260V181H259ZM112 181H115V180H112ZM159 181H160V182H159ZM164 181H165V180H164ZM231 181H232L233 183H232ZM238 181H239V182H238ZM148 182H147V183H148ZM178 182H179V181H178ZM229 182H230V183H229ZM235 182H236V183H235ZM112 183H113V182H112ZM120 183H121V181H120ZM164 183H165V182H164ZM166 183H167V182H166ZM231 183H232V185L230 186ZM234 183H235L237 186H235ZM238 183H239V184H238ZM240 183H241V185L243 184L242 187H241ZM258 183H259V184H260V183H264V178H260V179H258L257 181H254L253 184H249V185H248L249 188L252 187V186L254 185V186H253V190H255V191L253 192V190H252L251 188L249 189V190L252 191V192L249 193V198H248V199L245 198V201L248 200L247 202H245V201L243 200V199H244L243 197H240V198H237V199H233V200H231L232 206H230V202H229L228 198L225 197V195H224L223 193L221 194V189H219L217 186L212 187V189H211V190L209 191V193H208L209 198H208V197H207V198H208V199H211V200H210V201H212L211 203H216V204H214L215 207L212 205V206H213L212 208H213V209L215 208L214 210H216V211H214V212H215V213L217 212V213H216V214L214 213L215 216L213 217V216H212L213 211L210 210V213H211L210 221H212V222L214 221L213 224H215V222H216V223H219V222H221V221H224V220H225V219H223L224 217H227V219H228L229 226H225V227L227 228L228 231L226 230V234H225V232H224V234H221V236L224 235L225 237H228V238H231V237H232L231 235L235 236V234L241 236V238L235 236V237L238 239V241H237L235 244H236V245H240V244L242 243L243 245H246V246H244V247L246 248L245 250H247L248 248H255V247H258V246H259L260 248L262 247L261 250L258 251V253L255 252L254 254L250 255V256L248 257V260H249V259H253V260H254V264H264V245L262 246V244H264V241H261V240H260L261 237L264 238V190H263V188H262V185H263V184H262V185L260 184V185H261V186H260ZM115 184L117 185V190H118V188H121L123 185H124L123 187H125V184L127 185L126 188H125V189H126V192H127V189H129V188H128V184H129V182H127V183H125V184H123V185L121 184L122 186H121V185L119 186L117 182H116ZM115 184H114V185H115ZM257 184H258V185H257ZM146 185H147V184H146ZM160 185H161V184H160ZM163 185H164V184H163ZM165 185L169 186L168 183L165 184ZM174 185H176V184H174ZM238 185H240V186H238ZM246 185H247V184H246ZM251 185H252V186H251ZM118 186H119V187H118ZM133 186L135 187V185H133ZM138 186H139V185H138ZM142 186H143V184L140 186L139 189H136V188H135V190H134V189H131V190H133V192H130L131 190H129L128 193L126 194V196H123V195L120 196V194H124V193H126V192L124 191V193H123V191H122V192H121V191H117V190H116V186H115V189H114L115 192H114V193H115V195H117L118 192H119L120 194H119L118 196H120V197H119V200H117L118 198L115 199L117 202H116L112 207L109 208L110 212H108L109 210L107 209V210H108V211H106V212H107V215H108V213H113V215H116V217H117V215H120V214H122V215L125 214L126 216H128V215H130L128 211H135V209H137L138 206L141 205V204L143 203L144 199L149 195V191H150V190H149V191L147 190V188L149 189V187H147V188L144 189V188H142ZM259 186L261 187V190H260ZM263 186H264V185H263ZM50 187H51V189H52V186H50ZM113 187H114V186H113ZM129 187H130V184H129ZM136 187H137V186H136ZM143 187H145V186H143ZM161 187H162V186H160V188H161ZM163 187H164V186H163ZM235 187H236V188H235ZM255 187H256V188H255ZM55 188H57V187H53V189H54L53 192H54V191H57V194H56V192H54V193H52V194H55L54 196L57 195L56 198H57V200L59 199V200H58V202H59V201H60V198H61L62 196L64 197V195H63V194H62V195L60 194V197H59V195H58V194H59V193H58V190H55ZM62 188H63V186H62ZM130 188H131V187H130ZM166 188H167V187H166ZM245 188H244L243 192H246V190L248 189V188H247V189H245ZM257 188H258V189H257ZM83 189H85V187L81 188L80 190L84 191ZM86 189H88V188H86ZM162 189H163V188H162ZM171 189H172V188H171ZM256 189H257V190H256ZM80 190L78 189L77 191H80ZM111 190H112V188H111ZM119 190H121V189H119ZM249 190H248V191H249ZM67 191H68V190H67ZM116 191H117V192H116ZM70 192H71V191H70ZM72 192H73V191H72ZM109 192H111V191H109ZM112 192H113V190H112ZM112 192H111V193H112ZM129 192H130V194H129ZM227 192H228V191H227ZM236 192H235V193H236ZM114 193H113V195H114ZM116 193H117V194H116ZM239 193H238L237 195H240ZM78 194H79V193H78ZM78 194H77V195H78ZM101 194H102V193H101ZM104 194H105V193H104ZM109 194H110V193H109ZM71 195H72V194H71ZM79 195H80V194H79ZM107 195H108V194H107ZM150 195H151V194H150ZM206 195H207V194H206ZM206 195H205V196H206ZM52 196H53V195H52ZM54 196H53V197H54ZM87 196H88V195H87ZM94 196H96V195H94ZM103 196H104V195H102V197H103ZM110 196H112V195H110ZM240 196H241V195H240ZM53 197H52V198H53ZM100 197H101V196H100ZM106 197H107V196H106ZM113 197H114V196H113ZM203 197H204V196H203ZM203 197L200 198V200L203 199ZM210 197H211V198H210ZM218 197H219V198H218ZM220 197H221V199H220ZM222 197H224V198H222ZM56 198H55V197L53 198V199H55L54 201H57ZM95 198L97 199L98 196L95 197ZM108 198H109V196H108L107 198H105V199H108ZM234 198H236V197H234ZM53 199H51V200H53ZM101 199H102V198H101ZM240 199H242L243 201L240 200ZM61 200H62V199H61ZM89 200H91V199H88V201H89ZM149 200H150V198H149ZM200 200H198V199L196 200V201H198V202H201L200 204L197 203L198 205H201V204H202L203 206H204V205L207 206V204H208V203H207V202H208L207 199H206L207 202L205 201L206 203H205V202H202V201L205 200V199H203L202 201H200ZM88 201H87V202H88ZM99 201H100V200H99V198H98V199H97V203H99ZM103 201H105V200H103ZM146 201H147V200H146ZM146 201H145V204H146ZM150 201H151V200H150ZM196 201H193V202L189 203V204L186 206V207H187V210H188L189 212H190L191 210H193V208L196 207ZM62 202H63V201H62ZM85 202H86V201H85ZM87 202H86V203H87ZM89 202H90V201H89ZM89 202H88V203H89ZM91 202H92V200H91ZM91 202H90V206H91L92 204H93V205L96 204V201H95V203H91ZM109 202H111V201L109 200ZM141 202H142V203H141ZM156 202H157V199H156ZM54 203H56V202H54ZM104 203H106V202H104ZM204 203H205V204H204ZM228 203H229V204H228ZM244 203H245V204H244ZM49 204H50V205H49ZM49 204H47L48 206H46V208H48V210L51 209V210H50V213H51V211H56L55 208H54V206H52L53 201L49 202ZM63 204H64V203H63ZM100 204H101V203H100ZM112 204H113V202H112ZM148 204H149V203H148ZM218 204H219V205H218ZM87 205H89V204H87ZM142 205H143V204H142ZM222 205H223V206H222ZM225 205H226V206H225ZM227 205H228V206H227ZM98 206H99V204H98ZM103 206H105V205H103ZM108 206H109V205H108ZM51 207H53L54 210H52ZM64 207H65V205H64ZM95 207H97V205H96V206L94 205V208H95ZM106 207H107V206H106ZM106 207H105V209H106ZM199 207H201V206H199ZM209 207H210V206H209ZM209 207H207V208H209ZM225 207H226V208L229 207V208L225 209ZM42 208L45 209V206H43ZM88 208H92V206H91V207H88ZM102 208H103V207H102ZM107 208H108V207H107ZM207 208H205L206 211H207ZM223 208H224V209H223ZM32 209H33V208H32ZM95 209H97V208H95ZM138 209H139V208H138ZM202 209H204V208H202ZM38 210H41V209H36V208H35V211H34V209H33V211L31 210L32 213H31V212H30V213H31V214H35V213L38 214V213H37ZM42 210H43V209H42ZM42 210H41V212H42ZM97 210L100 211V210H102V209H101V207H100V208L97 209ZM220 210H221V211H224V210H225L226 214H223V212H221ZM36 211H37V212H36ZM71 211H72V210H71ZM99 211H98V212H95V211H94V212H95V213H99ZM104 211H105V210H104ZM104 211H102V213H101L102 215H101V216H100V214L98 215V214H95V213L92 212L93 214H95L94 216H96V215L98 216V217H94V216H93L94 218H96L95 220H96L97 222H99V223L102 222V221L104 222L103 219L105 218L104 216H106ZM206 211H205V212H206ZM227 211H228V212H227ZM56 212H57V211H56ZM56 212H54V213H56ZM62 212H65V214H62V217H63V218H61V217L59 216V214H54V215L56 216L55 218H57V219L59 218L58 220L54 218V220H56V221H58V222L60 223V221H62V219H63L64 221H62L61 223H62V225H64V226L66 225L65 227H62V225H61V223H60L61 227H59L60 225L57 226L58 229H59V228H60V229L63 228V229H62L63 232H64L63 234L65 235L66 232H68V231H66V229H67V222H68V226H69V227H68L67 230H69V228H70V231H69V232H74V233H72V234L68 232V233H69V236H68L69 238L71 237L70 234L72 235V237H74V236L78 233V232H76V231L82 232V231H81L82 229H80V226H81V225H80L79 221L76 222V224H79V225H77L79 229H78V230H77V229L75 230V228H77V227H76V224L74 223L75 226H73V225H72L73 222H72L71 220H69L70 218H72V220L75 218L74 220L76 221L77 218H76V217L73 218V217L69 216V215H72V214H69V213H71V212H69V213H67V214H66V211H64V210H63ZM103 212H104V213H103ZM127 212H128V213H127ZM193 212H194V211H192V213H193ZM208 212H209V211H208ZM218 212H219V213H218ZM57 213H58V212H57ZM80 213H81V211H80ZM126 213H127L128 215H127ZM81 214H82V213H81ZM83 214H84V211H83ZM93 214H92V215H93ZM181 214H182V213H181ZM190 214H191V213H190ZM193 214H194V213H193ZM214 214H213V215H214ZM51 215H53V214L51 213L50 216H51ZM57 215H58V216H57ZM87 215H88V214H87ZM110 215H111V214H110ZM110 215H109V216H110ZM204 215H205V214H204ZM44 216H46L47 219L49 218L48 215H45V214H44ZM67 216H68V217H67ZM82 216H83V215H82ZM89 216H90V215H89ZM89 216H86L87 219H88ZM99 216H100V217H99ZM123 216H124V215H123ZM182 216H183V215H181V217H182ZM41 217H42V216H41ZM41 217H39V218H37V219L40 220ZM69 217H70V218H69ZM93 217H92V219H94ZM102 217H104V218H102ZM107 217H108V216H107ZM107 217H106V218H107ZM110 217H111V216H110ZM116 217H115V218H116ZM181 217H180V218H181ZM51 218H52V217H50V219L47 220V221H50V220H51L50 222H52L53 219H51ZM66 218H68V219H66ZM83 218H85V217L83 216ZM89 218H90V219H88V220H85V219H86V218H85V219H84L85 222H89V221L91 220V217H89ZM206 218H207V216H206ZM206 218H205V219H206ZM43 219H44V218H43ZM113 219H114V218H113ZM171 219H172V217H171V218H168V220H171ZM184 219H185V218H184ZM35 220H36V219H35ZM41 220H42V219H41ZM44 220H45V219H44ZM59 220H60V221H59ZM203 220H204V219H203ZM206 220H207V219H206ZM56 221H54V222H56ZM75 221H74V222H75ZM93 221H94V220H93ZM164 221H165V220H164ZM39 222H40V221H39ZM44 222H45V221H44ZM50 222H49V224H50ZM58 222H56V225L58 224ZM64 222H65L66 224H65ZM94 222H95V221H94ZM97 222H96V223H97ZM202 222H203V224L206 223V221H205V222L202 221ZM202 222H201V223H202ZM212 222H210V224H212ZM104 223H106V222H104ZM40 224H41V223H40ZM45 224L48 225L47 222H46V223H42V224H41V228L45 229L47 233L45 232V230H43V229L41 230V228H40V230H41V231H44V233H46L45 235L48 234L47 236H48L49 238L54 237V235H51V236H50V234H51L52 232H54L53 230L57 229L56 226H55V229L53 228L54 226H52L53 224L55 225V223L52 222V224L48 225V226H49V228L47 227L48 230L45 228V226H46ZM100 224L102 225V223H100ZM206 224H207V226H208V221H207ZM206 224H205V226H206ZM71 225H72V226H71ZM103 225H104V224H103ZM107 225H108V224H107ZM170 225H172V220H171V224H170ZM39 226H40V225H39ZM39 226H38V227H39ZM70 226H71V227H70ZM82 226H83V224H82ZM202 226H203V225H202ZM211 226L213 227V225H211ZM72 227H73V229H72L73 231H71V228H72ZM84 227H85V226H83V228H84ZM51 228H52V231L50 232V229H51ZM65 228H66V229H65ZM168 228H169V227H168ZM203 228H204V227H203ZM233 228H235V230H234L235 233H231V231H233ZM60 229H59V230H60ZM144 229H145V228H144ZM144 229H143V230H144ZM212 229H213V228H211V227L208 226V227H207V230L205 229V230L203 231V233H205V234H210L211 231L213 232V231L215 230V229H213V230H212ZM62 230H61V231H62ZM85 230H86V227L84 228V231H85ZM146 230H148V231L150 230V231H151V229H146ZM56 231H58V230H56ZM56 231H55L53 234H59V233L56 232ZM61 231H60V232H61ZM48 232H50V234H49ZM75 232H76V233H75ZM139 232H141V231H139ZM144 232L146 233V231H144ZM227 232H228V234H231V235L228 236V235H227ZM1 233H2V232H1ZM68 233L66 234V237L64 236L65 238H68V237H67ZM134 233H135V232H134ZM169 233L172 234L171 232H169ZM213 233H215V235H216L217 233L219 234V231L216 230V232H213ZM12 234H13V233H12ZM14 234H15V233H14ZM14 234H13V235H14ZM61 234H62V232H61ZM63 234H62V236H63ZM74 234H75V235H74ZM78 234H81V233H78ZM136 234H137V233H136ZM139 234H141V233H139ZM149 234H151V233H149ZM149 234H148V235H149ZM180 234H181V232L179 233V235H180ZM182 234H184V230H182ZM182 234L180 235L181 237H182ZM15 235H17V234H15ZM73 235H74V236H73ZM145 235H146V234H145ZM145 235H144V236H145ZM179 235L176 234V235H174V236H175V238H176V236H177V239H178V238H179ZM184 235H185V234H184ZM17 236H18V235H17ZM17 236H16V237H17ZM56 236H57V235H56ZM58 236H59V235H58ZM76 236H77V235H76ZM137 236H138V235H137ZM141 236H142V235H141ZM141 236H140V238H141ZM3 237H4V238H7V237H5L4 235H3ZM11 237H12V236H11ZM13 237H14V236H13ZM13 237H12V238H13ZM16 237H15V238H16ZM20 237H21V236H20ZM132 237H133V240H134V235H133ZM146 237H147V236H146ZM181 237H180V238H181ZM184 237H185V236H184ZM184 237H183V239H184ZM222 237H223V236H222ZM4 238H3V239H4ZM12 238H11V239H12ZM125 238H126V237H125ZM128 238H129V237H128ZM137 238H139V237H137ZM140 238H139L138 242H139V241L142 242V240H141ZM142 238L144 239V237H142ZM150 238H152V236L149 237L148 239H150ZM175 238H174V239H175ZM13 239H14V238H13ZM126 239H127V238H126ZM148 239H147V240H148ZM171 239H172L173 241L176 242V240H174V239L172 238V236H171ZM183 239H180V240H183ZM199 239H200V238H199ZM15 240H16V239H15ZM18 240H19V239H18ZM24 240H25V239H24ZM26 240H27V239H26ZM123 240H125V239L123 238ZM180 240L178 239L177 244L174 243V242H173V244L178 246L179 243L182 242V241H180ZM184 240H185V239H184ZM9 241H10V240H8V241H7V240H6V241H5V240H4V241L2 240V241L0 242V259H1L0 262L2 261L3 264H16L18 261H20L21 264H24L23 262H25V260L23 261V259H31V257H33V256H31V255H32V254H35V253L38 254L37 250H40V247H41V246L39 247V244H40V243L37 244V245H38V247H37V245L35 244V242H31V240H30V241L27 240V242H26V244H25V245H27V247L24 246V245H20V248H18V249H20V251H18V249H16V251L13 252L12 250H9V249H12V248H6V247H5V246H7L10 242H11V243L13 242L12 240H11L10 242H9ZM28 241H29V242H28ZM150 241H151V239H150ZM150 241H149V240L146 241L147 244H145V242H144V245H143V244H140V243H139V244L141 245V247H142V245L146 247L149 243H152L154 240H153L152 242H150ZM186 241H187V240L183 241L182 243H184V242H186ZM6 242H7V243H6ZM17 242H18V241H17ZM20 242H21V240H20ZM22 242H23V240H22ZM30 242H31V243H30ZM113 242H115V241H113ZM117 242H118V241H117ZM119 242H120V241H119ZM122 242H123V241H122ZM125 242H126V241H125ZM134 242H136V241L134 240ZM148 242H149V243H148ZM154 242H155V241H154ZM191 242H192V241H191ZM5 243H6L7 245H6ZM24 243H25V242H24ZM115 243H116V242H115ZM131 243H132V242H131ZM182 243H180V248H181L182 245H183ZM13 244H14V243H13ZM13 244H12V245H13ZM15 244H16V242H15ZM22 244H23V243H22ZM42 244H43V243H42ZM42 244H41V245H42ZM113 244H114V243H113ZM119 244L121 245L122 243H119ZM134 244H135V243H134ZM171 244H172V242H171ZM173 244H172V246H173ZM181 244H182V245H181ZM1 245H4L5 249H8V251H7V254L9 253L8 256H7V254L4 252L3 248L1 247ZM12 245H11V246H12ZM115 245H117V244H115ZM115 245H112V246H115ZM152 245H153V244H151L150 246L148 245V247H151V248L153 249ZM185 245H186V243H185ZM191 245H192V244H191ZM9 246H10V245H9ZM21 246H22V249H21ZM42 246H43V245H42ZM110 246H111V244H110ZM110 246H108V248H110ZM177 246H175V248L179 249V248H178L179 246H178V247H177ZM193 246H194V245H193ZM7 247H8V246H7ZM119 247H120V246H119ZM123 247H124V246H123ZM135 247H136V245H135ZM184 247H185V246L183 245L182 248L184 249ZM187 247H188V246H187ZM191 247H192V246H191ZM94 248H95V247H94ZM115 248H116V247H115ZM120 248H121V247H120ZM120 248H119V250H120ZM130 248H132V247H130ZM143 248H144V247H143ZM151 248H150V250H149V249H147V247H146V248H144V250L146 249V250H145L146 253H148V252L151 253V252H153V251H151ZM172 248H173V247H172ZM189 248H190V246H189L188 248H185V249H187V250L184 249V252H185V253H184V252H183V253L180 252V253H182V254H186V252H188V253H187L188 256H191V254H190L191 252H190L189 250H191V249H193V248H190V249H189ZM13 249H14V247H13ZM31 249H34V253H32L33 251H32ZM123 249H124V248H123ZM123 249H121L120 251H123ZM125 249H126V248H125ZM132 249H133V248H132ZM136 249H137V248H134L133 251L135 252ZM195 249H197V248L195 247ZM22 250H23V253H22ZM109 250H111V249H109ZM116 250H117L118 252H117ZM116 250H115V252H116V253H115V252H113L114 250L107 251V248H106V250H105L106 252H104V253H105V257L103 258V262H102L101 260H100V262H101V263H105V262L108 261L107 263L111 262V263H117V264H119V262L122 260V262H120V263L124 264V261H123V259H122V258H123L122 256L124 255V254H123L124 251H123L122 254H121L120 251L118 250V248H117ZM249 250H250V249H249ZM30 251H31L32 254L30 253ZM40 251H41V250H40ZM44 251H45V248H44ZM89 251H91V250H89ZM89 251L87 250V251H86L83 255H81V256L79 257V259H77V260H80V259H81L83 264H84V262H85V264H89L88 262H86L87 260H89V259L92 257V256H91V253H90ZM103 251H104V250H103ZM128 251H129V250H128ZM128 251H126V252H128ZM139 251H140V248H139ZM147 251H148V252H147ZM253 251H254V250H253ZM17 252H18V254L16 255L15 253H17ZM19 252H20V253H19ZM91 252L93 253V251H91ZM142 252L144 253L143 250H142ZM189 252H190V253H189ZM192 252L194 253L193 250H192ZM10 253H11V258H10ZM13 253H14V254H13ZM117 253H119L120 255H118ZM128 253H129V252H128ZM128 253H127V255H130V254H128ZM135 253H137V252H135ZM135 253H133V254H135ZM140 253H141V251H140ZM143 253H142V254H143ZM146 253H145V254H146ZM149 253H148V254H149ZM155 253H156V252H155ZM177 253H178V252H177ZM180 253H179V254H180ZM40 254H41V252H40ZM187 254H186V256H187ZM189 254H190V255H189ZM14 255H15V256H14ZM139 255H140V254H139ZM146 255H147V254H146ZM151 255H152V254H151ZM151 255H150V256H151ZM153 255H154V254H153ZM193 255H194V254H192V256H193ZM34 256H35V255H34ZM37 256H39V254H38ZM90 256H91V257H90ZM117 256H121L122 258L117 257ZM131 256H132V255H130V257H131ZM177 256H178V254H177ZM182 256L184 257V255H182ZM182 256L180 255V257H178V258H181ZM192 256H191V257H192ZM194 256L197 257V255H194ZM194 256H193V257H194ZM8 257H9V258H8ZM26 257H27V258H26ZM128 257H129V256H128ZM128 257L126 256V258H128ZM147 257L150 259V257H149L148 255H147ZM191 257H190V258H191ZM19 258H20V259H19ZM33 258H34V257H33ZM144 258H145V257H144ZM151 258H153V257H151ZM197 258H199V257H197ZM118 259H119V260H118ZM124 259H125V258H124ZM128 259L130 260V259H132V257H131V258H128ZM191 259H192V261H194L196 258H195V259H194V258H191ZM200 259H202V258H200ZM3 260H4V261H3ZM15 260H16V261H15ZM83 260H84V261H83ZM85 260H86V261H85ZM113 260H114V261H113ZM132 260H133V259H132ZM146 260H147V259H146ZM150 260H151V259H150ZM150 260H149V261H150ZM188 260H190V259L187 258V261H188ZM90 261H91V260H90ZM117 261H119V262H117ZM149 261H148V262H149ZM182 261H183V260H182ZM184 261H186V260H184ZM187 261H186V262H187ZM190 261H191V260H190ZM190 261L188 262V264H190ZM192 261H191V262H192ZM195 261H196V260H195ZM199 261H200V260H199ZM221 261H223V260H221ZM76 262H77V263H75V264H78V261H76ZM148 262H147V263H148ZM18 263H19V262H18ZM52 263H53V262L51 261V264H52ZM131 263H133V261H132ZM183 263H184V262H183ZM0 264H1V263H0ZM45 264H46V263H45ZM48 264H50V262H49ZM55 264H56V263H55ZM69 264H71V263H69ZM73 264H74V263H73ZM125 264H126V263H125ZM127 264H129V262H128ZM136 264H137V263H136ZM142 264H143V263H142ZM186 264H187V263H186ZM194 264H195V263H194Z\"/></svg>",
	"mask_w": 264,
	"mask_h": 264
},
{
	"label": "crops",
	"instance_id": "3",
	"mask_svg": "<svg viewBox=\"0 0 264 264\" xmlns=\"http://www.w3.org/2000/svg\"><path fill=\"white\" fill-rule=\"evenodd\" d=\"M163 1H164V0H163ZM176 1H177V0H176ZM184 1H185V0H178L177 2L184 3ZM203 1H205V0H203ZM170 2H172V1H169V2H168V0H165V1H164V3H166V4H167V3H170ZM160 3L162 4L163 2H160Z\"/></svg>",
	"mask_w": 264,
	"mask_h": 264
}]
</instances>
